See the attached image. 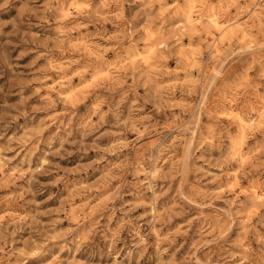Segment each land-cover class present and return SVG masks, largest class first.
I'll list each match as a JSON object with an SVG mask.
<instances>
[{"label":"rangeland","instance_id":"1","mask_svg":"<svg viewBox=\"0 0 264 264\" xmlns=\"http://www.w3.org/2000/svg\"><path fill=\"white\" fill-rule=\"evenodd\" d=\"M0 264H264V0H0Z\"/></svg>","mask_w":264,"mask_h":264},{"label":"bare ground","instance_id":"2","mask_svg":"<svg viewBox=\"0 0 264 264\" xmlns=\"http://www.w3.org/2000/svg\"><path fill=\"white\" fill-rule=\"evenodd\" d=\"M195 7L194 6H192V5H190V7H189V11H188V13H187V18L190 20V17H191V15H192V13L195 11V9H194ZM197 11V10H196ZM195 13V12H194ZM211 13V12H210ZM209 14V13H208ZM201 16V15H200ZM186 17V16H185ZM207 17V16H206ZM192 18V17H191ZM210 19H211V23H213V25L214 26H218V27H220L221 29H222V31H224V30H226V26H227V24H226V26H220L221 24H220V22H219V20L216 18V17H213V16H211L210 15V17H209ZM187 20V19H186ZM197 20V19H196ZM232 21V20H231ZM237 22V21H236ZM190 23V22H189ZM233 23V22H232ZM229 25V24H228ZM218 29V28H217ZM229 29V28H228ZM232 30V29H231ZM241 117V116H240ZM244 119V118H243ZM243 119H241V122H242V124L244 123V120ZM260 194V193H259ZM258 194V192H256L255 193V195H259ZM254 195V196H255ZM257 198V197H256Z\"/></svg>","mask_w":264,"mask_h":264}]
</instances>
